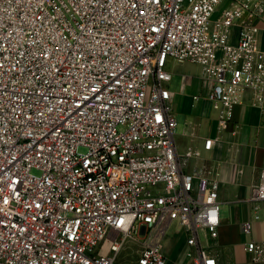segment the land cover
Here are the masks:
<instances>
[{"label": "built area", "instance_id": "2783aa9c", "mask_svg": "<svg viewBox=\"0 0 264 264\" xmlns=\"http://www.w3.org/2000/svg\"><path fill=\"white\" fill-rule=\"evenodd\" d=\"M224 1L0 0V264H117L132 243L131 264H168L175 223L193 264H231L201 244L220 180L183 170L167 86L170 59L199 64L222 123L245 90L264 97L246 18L264 19V0H229L213 23ZM249 199L264 201V169ZM247 247L264 264V240Z\"/></svg>", "mask_w": 264, "mask_h": 264}, {"label": "crops", "instance_id": "0c3cea01", "mask_svg": "<svg viewBox=\"0 0 264 264\" xmlns=\"http://www.w3.org/2000/svg\"><path fill=\"white\" fill-rule=\"evenodd\" d=\"M229 5L231 1L226 0L217 6L213 23L221 19ZM246 18L261 27L259 44L264 48V19L249 15ZM238 31V26L232 28L233 40L237 39ZM167 67L173 73L167 86L178 122L176 149L187 160L183 170L192 173L205 169L208 175L220 180V223L214 237L207 230H201V244L231 264H263L252 260L247 245L252 240H264V201L249 199L250 188L260 180L264 169V97L258 98L252 89L245 90L233 120L222 123L208 98L212 81L203 75L201 66L170 59ZM196 94L200 96L198 101L193 99ZM209 138L213 144L207 149L205 143ZM248 221L252 222V229L246 232L244 225ZM173 225L176 232L181 231L183 243L187 245L184 230L177 223ZM169 232L167 240H170ZM187 251L188 246L185 254L180 252L179 261L193 264ZM168 257L170 264L169 254Z\"/></svg>", "mask_w": 264, "mask_h": 264}, {"label": "rangeland", "instance_id": "374dc122", "mask_svg": "<svg viewBox=\"0 0 264 264\" xmlns=\"http://www.w3.org/2000/svg\"><path fill=\"white\" fill-rule=\"evenodd\" d=\"M186 62V61H185ZM81 150H85L84 147L81 148ZM35 172H39L38 170H35ZM169 237L168 240H165V249L168 251V254L170 255V264H183L182 260L179 261V254L180 252L185 254L187 250V245L183 243V234L180 233L181 231L176 232V228L174 225H172L169 229ZM114 234H111L109 236L108 242L111 241ZM107 245V244H106ZM138 248L137 244H130L127 248L123 249L117 256V264H131L133 263L137 253L136 250ZM106 247H103V250L106 251Z\"/></svg>", "mask_w": 264, "mask_h": 264}]
</instances>
